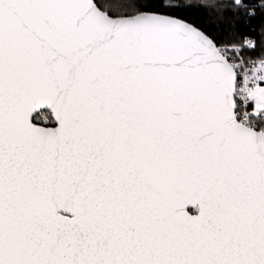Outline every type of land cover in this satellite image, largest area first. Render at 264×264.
Segmentation results:
<instances>
[{"label": "snow or ice", "instance_id": "6c2138e0", "mask_svg": "<svg viewBox=\"0 0 264 264\" xmlns=\"http://www.w3.org/2000/svg\"><path fill=\"white\" fill-rule=\"evenodd\" d=\"M0 264H264V2L0 0Z\"/></svg>", "mask_w": 264, "mask_h": 264}, {"label": "trees", "instance_id": "16d2710c", "mask_svg": "<svg viewBox=\"0 0 264 264\" xmlns=\"http://www.w3.org/2000/svg\"><path fill=\"white\" fill-rule=\"evenodd\" d=\"M252 2L256 3V4H260V3L264 2V0H252ZM255 23L258 25L260 23V18H257Z\"/></svg>", "mask_w": 264, "mask_h": 264}]
</instances>
